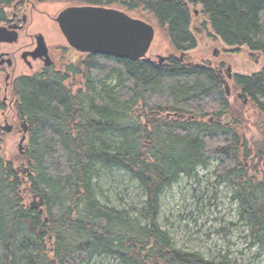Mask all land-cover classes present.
I'll return each mask as SVG.
<instances>
[{
    "label": "trees",
    "instance_id": "16d2710c",
    "mask_svg": "<svg viewBox=\"0 0 264 264\" xmlns=\"http://www.w3.org/2000/svg\"><path fill=\"white\" fill-rule=\"evenodd\" d=\"M13 1L0 0V6ZM125 1L129 11L142 9L164 30L172 51L162 65L96 55L75 92L60 74L13 84L28 144L20 160L6 161L0 139V264H93L97 258L112 264H235L226 256L206 260L175 248L157 222L162 193L214 162L216 183L234 190L251 246L264 249V67L233 79L256 114L245 126L241 107L225 93L223 66L187 64L196 48L195 6L224 45L264 58V0ZM225 116L234 124L218 122ZM256 128L261 139L251 146L241 130L252 135ZM102 169L121 170L136 181L144 206L131 215L100 204L93 187ZM36 195L42 212L30 206Z\"/></svg>",
    "mask_w": 264,
    "mask_h": 264
},
{
    "label": "rangeland",
    "instance_id": "374dc122",
    "mask_svg": "<svg viewBox=\"0 0 264 264\" xmlns=\"http://www.w3.org/2000/svg\"><path fill=\"white\" fill-rule=\"evenodd\" d=\"M9 7L4 9L8 16ZM63 7L62 4H50L43 5L40 9L47 10L50 17H55ZM0 8L4 7L0 6ZM114 8L123 10L119 7ZM190 12L192 17L191 32L196 38V48L188 52L187 64L207 65L212 69L220 68L223 65L225 69L222 72V79L230 87H228L230 89L228 100L232 106L241 107L240 112L243 113L241 124L252 126L251 123L256 118L255 111L251 109L253 106L249 105V100L243 96L237 97L238 93L235 91L233 77L236 75L249 76L259 72L264 67V58L259 55L251 56L245 48L236 51L235 48L227 47L215 37L199 6L190 7ZM126 13L154 28L155 36L147 58L157 62L158 56L167 57L172 48L164 30L159 27L153 17L143 12L142 9L126 10ZM194 13L197 15L194 16ZM43 18L45 17L34 12L28 18L27 29L20 34L17 44L10 46L0 44V52L14 50L24 43L27 34L33 33H40L49 46L55 44L57 42L55 40L56 26H50L49 20ZM214 52L217 53L214 54ZM79 58L81 59L77 54L75 57L67 55L66 65L72 64V62L78 63ZM58 67L61 68V65ZM226 68L229 69L228 73L225 72ZM21 71L25 72V68ZM228 75L232 79L228 78ZM6 82L10 83V81ZM66 85L72 92H75L81 87V80L78 78L76 84L71 80ZM0 99L4 102V109L0 111L2 156L6 161L16 162L20 160L17 144L22 131L15 111L16 99L13 98L12 89L8 87L7 83L4 84L2 76H0ZM210 119L213 120V118ZM218 122L225 125L234 124L229 116L222 117ZM5 123L13 127L9 134L3 131ZM14 127L19 129V133L15 131ZM256 130L258 131L255 132ZM244 132L245 134L241 130L242 135L251 146L261 139V128L254 129L252 135L249 131ZM262 133H264V129ZM27 144L28 140L24 143V147ZM256 161L254 159L253 163ZM249 163L250 161L247 162V165ZM215 165L214 162L206 169H198L194 178L181 177L177 183L166 189L159 199L160 208L157 222L161 229L169 235L175 248L197 252L206 260H219L226 256L235 264H264V249L259 245L251 246L249 229L239 221L238 204L232 200L233 188L227 183H216L213 175ZM17 167L25 169L26 166L17 164ZM93 195L100 204L117 211H127L131 215L136 213L133 209H141L146 200L138 183L125 172L116 169L98 171L94 180ZM25 200L28 204L31 202L30 197H26ZM34 202L37 200L33 199L32 203ZM93 264H112V262L108 258H97Z\"/></svg>",
    "mask_w": 264,
    "mask_h": 264
},
{
    "label": "water",
    "instance_id": "95a60500",
    "mask_svg": "<svg viewBox=\"0 0 264 264\" xmlns=\"http://www.w3.org/2000/svg\"><path fill=\"white\" fill-rule=\"evenodd\" d=\"M56 22L68 45L77 52L121 60L145 59L155 36L154 28L146 22L133 19L116 10L100 7L66 9L59 14ZM15 28L12 26L8 29L0 28V44L16 42L18 36ZM42 41V37H38L36 50L45 49ZM216 53L214 52V54ZM157 59L159 65L167 60L162 56H158ZM223 84L228 96L230 90L225 80H223ZM240 97L241 95H238V98ZM20 128L23 136L18 143L17 150L19 154H23V144L29 128L25 121H22ZM12 130L13 127L5 123L3 131L8 134ZM36 199L37 202L30 206L32 209L42 212L43 199L39 195L34 196V200ZM49 264H55V262L51 260Z\"/></svg>",
    "mask_w": 264,
    "mask_h": 264
},
{
    "label": "flooded vegetation",
    "instance_id": "af4514ba",
    "mask_svg": "<svg viewBox=\"0 0 264 264\" xmlns=\"http://www.w3.org/2000/svg\"><path fill=\"white\" fill-rule=\"evenodd\" d=\"M62 4L64 7L58 11L55 17H50L46 12L47 10L40 9V7L48 6V5ZM81 7H100L105 9H112L122 13H126L128 8L126 7L125 0H119V2L109 1L105 2V0L94 3V0H14L10 4L9 16L6 14V8H0V10L4 11L5 19L0 21V28H9L16 27L15 30L17 32V40L14 43H1L6 46L15 45L19 40V36L21 33L27 29L28 18L35 12L46 19L49 20L50 26H56L57 35L55 40L57 41L55 44L48 45L46 43L45 38L40 34H27L24 43L19 47L15 48L10 52H0V76L3 77L4 84H8V87L12 89L13 98L16 99L13 94V84L19 78H33L36 77L41 79L42 81H51L53 79L54 74H60L65 76L64 83L67 84L69 81H78V78L81 80V84L84 83V79L86 77L87 71L85 70L86 64L90 58H94V55L91 54H82L72 49L64 36L62 35L59 26L56 22L57 17L60 13L69 8H81ZM119 7L123 10H118ZM197 14L194 13V16ZM129 16V15H128ZM130 17V16H129ZM43 18V19H45ZM132 18V17H131ZM135 19V18H133ZM160 27V26H159ZM161 28V27H160ZM26 35V34H25ZM38 37H42V43L45 46V49L36 50L38 48ZM80 55L78 63H73L66 65L65 59L66 56L75 57V55ZM73 59V58H70ZM62 60V61H60ZM2 62V63H1ZM22 64V65H21ZM63 64V65H62ZM61 65V68L58 67ZM66 65V66H65ZM221 65L220 67H222ZM25 68V72L21 70ZM21 69V70H18ZM223 69L224 66H223ZM220 69V74L224 71ZM225 72L228 73V69L226 68ZM232 79V77H230ZM234 79V77H233ZM10 81V83L6 82ZM222 81V79H221ZM6 82V83H5ZM6 87V85H5ZM6 91V89H4ZM241 95V94H238ZM241 98V97H240ZM4 104V102L2 101ZM19 120V125L22 123V120ZM15 131L19 133V129L14 127ZM21 137L22 134L19 135ZM28 140V135H26V141ZM25 141V142H26ZM19 143V142H18ZM18 145V144H17Z\"/></svg>",
    "mask_w": 264,
    "mask_h": 264
},
{
    "label": "bare ground",
    "instance_id": "6f19581e",
    "mask_svg": "<svg viewBox=\"0 0 264 264\" xmlns=\"http://www.w3.org/2000/svg\"><path fill=\"white\" fill-rule=\"evenodd\" d=\"M222 86V85H221ZM229 87V86H228ZM230 88V87H229ZM230 90V89H229ZM4 127V126H3ZM12 132V131H11ZM21 156V155H20ZM23 173V172H22Z\"/></svg>",
    "mask_w": 264,
    "mask_h": 264
}]
</instances>
